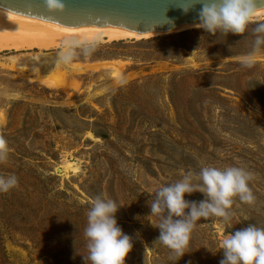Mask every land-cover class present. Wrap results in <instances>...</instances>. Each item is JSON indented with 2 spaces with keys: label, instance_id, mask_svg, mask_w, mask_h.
<instances>
[{
  "label": "rangeland",
  "instance_id": "obj_1",
  "mask_svg": "<svg viewBox=\"0 0 264 264\" xmlns=\"http://www.w3.org/2000/svg\"><path fill=\"white\" fill-rule=\"evenodd\" d=\"M261 21L255 17L243 35L190 27L143 40L62 46L42 53L45 65L30 70L64 67L76 89H51L9 67L38 50L0 52V137L8 149L0 176L18 181L0 193V264H89L84 230L97 197L120 207L118 225L133 243L125 264H173L150 204L159 188L189 172L201 183L204 167L245 170L255 201L234 198L228 222L198 221L174 264H220L228 234L254 224L264 229V49L252 68L241 64ZM68 51V63L58 57L49 63L48 54ZM104 60L126 62L121 80L109 69L84 68ZM67 162L78 170L66 172Z\"/></svg>",
  "mask_w": 264,
  "mask_h": 264
},
{
  "label": "clouds",
  "instance_id": "obj_2",
  "mask_svg": "<svg viewBox=\"0 0 264 264\" xmlns=\"http://www.w3.org/2000/svg\"><path fill=\"white\" fill-rule=\"evenodd\" d=\"M49 12H62L64 0H43ZM187 14L196 5L199 23L197 28L211 35L218 32L228 35H243L254 22L258 11V0H177ZM173 25V21L165 22ZM171 30V29H170ZM254 35L253 52L245 56L241 64L252 68L256 64L255 53L264 49V21L256 22L252 28ZM91 48L85 49L89 54ZM71 51L58 53V60L68 63ZM8 158L7 142L0 137V162ZM201 183H193L192 173L182 180L159 188L150 204L151 214L158 218L153 225L159 229L158 241L179 260L186 252L190 236L198 221L209 217L231 219L228 211L233 199L252 204L255 196L249 187L251 176L238 167L218 169L204 167L199 173ZM15 175L0 176V193H7L17 186ZM195 192L204 194L200 202H189L185 195ZM120 207L111 199L97 197L87 213L86 237L89 264H125V258L133 248L132 238L118 225L116 213ZM187 210V211H186ZM224 258L220 264H264V229L254 225L231 232L221 241ZM178 258V259H177Z\"/></svg>",
  "mask_w": 264,
  "mask_h": 264
},
{
  "label": "bare ground",
  "instance_id": "obj_3",
  "mask_svg": "<svg viewBox=\"0 0 264 264\" xmlns=\"http://www.w3.org/2000/svg\"><path fill=\"white\" fill-rule=\"evenodd\" d=\"M256 17H264V8L257 11ZM187 28L190 27H184L182 30ZM162 34L136 33L113 26L66 27L54 22L15 15L0 9V52L6 50L14 52L38 50L36 54H29L25 56L26 58H23L24 56L15 58L16 60L9 67L17 72L19 76L21 75L24 78L34 77V79L41 81L46 87L51 89H76L77 85L72 80L70 71L61 66L43 73L30 72L31 68L45 65L39 62V56L45 51L56 50L62 46H67L66 49H69L74 45L143 40ZM48 55L49 63H52L58 57L51 53ZM125 65L126 62L120 60H104L85 64L84 68L93 71L109 69L117 80H121L123 78L122 68ZM82 67V65L76 64L73 69L77 71L82 69ZM74 166L75 164L67 162L64 169L66 172H75L78 168Z\"/></svg>",
  "mask_w": 264,
  "mask_h": 264
},
{
  "label": "water",
  "instance_id": "obj_4",
  "mask_svg": "<svg viewBox=\"0 0 264 264\" xmlns=\"http://www.w3.org/2000/svg\"><path fill=\"white\" fill-rule=\"evenodd\" d=\"M62 12H49L43 0H0V9L66 27H120L136 33H174L199 23V5L185 14L177 0H64ZM264 0H258V10ZM173 21V25L165 22ZM171 29V30H170Z\"/></svg>",
  "mask_w": 264,
  "mask_h": 264
}]
</instances>
